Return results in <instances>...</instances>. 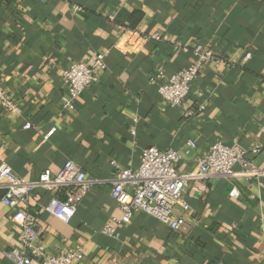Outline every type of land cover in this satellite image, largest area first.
Wrapping results in <instances>:
<instances>
[{
    "label": "crops",
    "instance_id": "obj_1",
    "mask_svg": "<svg viewBox=\"0 0 264 264\" xmlns=\"http://www.w3.org/2000/svg\"><path fill=\"white\" fill-rule=\"evenodd\" d=\"M133 9L143 17L129 28ZM199 43L224 59L205 63L182 105L171 107L150 78L157 66L166 74L187 66ZM177 44L185 50L175 53ZM93 52L105 54L97 82L62 108V71ZM0 86L19 107L0 108V161L16 177L56 173L70 158L102 180L68 223L45 211L50 192L34 190L28 208L49 248L82 246L75 264H264V174L192 183L180 231L137 213L112 237L101 233L121 216L110 194L112 160L136 169L143 149H176L185 173L214 140L264 144V0H0ZM254 163L264 170V150ZM1 195L0 264H13L2 250L20 246V232Z\"/></svg>",
    "mask_w": 264,
    "mask_h": 264
},
{
    "label": "built area",
    "instance_id": "obj_2",
    "mask_svg": "<svg viewBox=\"0 0 264 264\" xmlns=\"http://www.w3.org/2000/svg\"><path fill=\"white\" fill-rule=\"evenodd\" d=\"M150 37L162 41L164 36L154 32ZM185 50L177 44L175 53ZM190 63L172 74H166L162 66H157L152 83L158 82L157 92L161 99L171 107L182 105L193 82L198 78L201 68L210 61L222 62L213 47L199 43L192 49ZM104 53L93 52L83 60L71 61L62 71L61 79L65 94L60 98L64 109H72L74 101L85 88L97 82L96 71L104 66ZM251 57L248 51L243 60ZM195 95L201 98L202 90ZM203 103L198 105L202 110ZM0 108L8 112H18L19 107L0 86ZM193 114L192 110L188 115ZM26 122L24 128L30 127ZM50 130L48 134H51ZM191 148L195 143L187 141ZM264 150V144L246 149L237 144H227L214 140L208 148L195 158V167L185 173L177 169L180 153L176 149H159L150 146L142 150L136 169L125 168L112 160L110 194L116 202L121 216L106 223L101 233L112 237L118 226L127 224L137 213L152 216L165 224L171 231H180L188 220L191 206L185 197V190L192 183L210 178L230 179L241 175L247 179L259 177L264 170L254 163V156ZM102 180L90 178L72 159H67L56 173L44 170L38 178L25 180L16 177L11 167L0 161L1 201L10 209V221L19 228L20 246L2 250L5 258L13 264H75L82 252V246H63L49 248L41 241V228L35 215L29 210L31 194L37 188L50 192L45 211L61 222L68 223L87 193ZM194 225L195 222L193 223Z\"/></svg>",
    "mask_w": 264,
    "mask_h": 264
},
{
    "label": "trees",
    "instance_id": "obj_3",
    "mask_svg": "<svg viewBox=\"0 0 264 264\" xmlns=\"http://www.w3.org/2000/svg\"><path fill=\"white\" fill-rule=\"evenodd\" d=\"M143 13L139 9H133L125 15V22L129 28H134L142 19Z\"/></svg>",
    "mask_w": 264,
    "mask_h": 264
}]
</instances>
